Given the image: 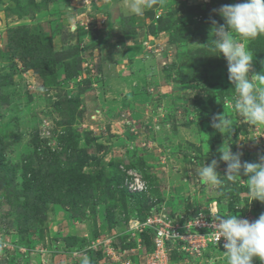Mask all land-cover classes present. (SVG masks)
<instances>
[{
	"label": "rangeland",
	"instance_id": "obj_1",
	"mask_svg": "<svg viewBox=\"0 0 264 264\" xmlns=\"http://www.w3.org/2000/svg\"><path fill=\"white\" fill-rule=\"evenodd\" d=\"M129 2L0 0V264H227L223 245L158 253L156 235L264 213L219 161L224 145L242 163L264 155V125L235 112L214 50L213 10L243 0H156L143 16ZM229 35L264 75V34ZM216 113L231 129L211 126ZM212 159L223 185L199 181Z\"/></svg>",
	"mask_w": 264,
	"mask_h": 264
},
{
	"label": "clouds",
	"instance_id": "obj_2",
	"mask_svg": "<svg viewBox=\"0 0 264 264\" xmlns=\"http://www.w3.org/2000/svg\"><path fill=\"white\" fill-rule=\"evenodd\" d=\"M155 3L156 0H130L127 7L132 14L143 16L144 11ZM213 11H218L224 20V24L215 28L217 38L214 50L227 61L228 79L237 93L234 110L250 125L260 127L264 125V75H249L253 57L229 35V30L244 39L264 34V0H243L241 3L222 5ZM212 23L217 24L215 20ZM211 126L223 133L225 129H231V121L224 113H216L211 117ZM219 152V161L227 165L226 180L234 182L237 177L246 176L251 201L264 202V155L259 156V162L242 163V153H233L228 146H222ZM219 161L212 159L198 171L202 185L215 187L224 184L217 171ZM215 229V244L223 237L227 264H253L254 257L264 262V213L254 221L233 214L217 215ZM82 264H89L88 259L85 258Z\"/></svg>",
	"mask_w": 264,
	"mask_h": 264
},
{
	"label": "built area",
	"instance_id": "obj_3",
	"mask_svg": "<svg viewBox=\"0 0 264 264\" xmlns=\"http://www.w3.org/2000/svg\"><path fill=\"white\" fill-rule=\"evenodd\" d=\"M142 188V187H140ZM139 188V189H140ZM243 218V217H242ZM214 219V220H213ZM189 225H195V229L183 236L181 229L188 227ZM215 218L209 217L208 215H198L196 217H191L187 222H181L177 226H169L165 230H160L156 235V247L155 250L158 253L163 252V242L167 241L169 244L177 243L180 244V250L184 254H196L201 255L208 246H219L223 245V237L215 244ZM187 242L185 241V238ZM183 239V240H182ZM184 241L186 244H184ZM147 261L150 263H155L154 254H148L146 256ZM158 259V258H157ZM156 259V260H157ZM159 262V260H158ZM157 263V262H156Z\"/></svg>",
	"mask_w": 264,
	"mask_h": 264
},
{
	"label": "trees",
	"instance_id": "obj_4",
	"mask_svg": "<svg viewBox=\"0 0 264 264\" xmlns=\"http://www.w3.org/2000/svg\"><path fill=\"white\" fill-rule=\"evenodd\" d=\"M178 251V250H177Z\"/></svg>",
	"mask_w": 264,
	"mask_h": 264
}]
</instances>
